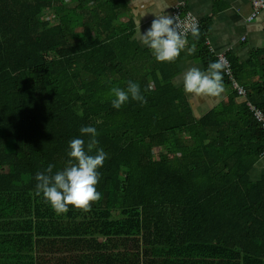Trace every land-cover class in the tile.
<instances>
[{"label": "trees", "instance_id": "obj_1", "mask_svg": "<svg viewBox=\"0 0 264 264\" xmlns=\"http://www.w3.org/2000/svg\"><path fill=\"white\" fill-rule=\"evenodd\" d=\"M124 6L0 0V219L29 221L22 230L38 232L49 224L52 236L62 227L61 235L80 237L66 242H80L83 264H264V175L249 177L264 156V129L247 105L264 113V48L244 65L227 57L245 101L236 105L233 88L226 105L196 119L172 83L182 56L157 63L116 24ZM211 20L186 46L205 69L218 60L206 45ZM129 80L147 102L116 110L110 90ZM82 126L99 133L90 154H108L98 169L102 197L88 211L56 215L35 195L34 177L49 164L63 169L70 140L87 147ZM35 235L41 247L43 234Z\"/></svg>", "mask_w": 264, "mask_h": 264}, {"label": "crops", "instance_id": "obj_2", "mask_svg": "<svg viewBox=\"0 0 264 264\" xmlns=\"http://www.w3.org/2000/svg\"><path fill=\"white\" fill-rule=\"evenodd\" d=\"M180 2L185 4L186 11L195 17L199 24L205 19H212L206 45L215 56L223 54L231 57L239 65H244L248 63L252 53L264 48V9L260 11L257 18L249 21L252 13L250 0H125V6L119 11L116 24L132 30V40L145 49L137 43L139 37L136 17L147 12L137 17L139 31L143 34L155 18L154 12L161 14L164 9L167 16L173 17V9ZM190 48L193 51L189 52ZM180 56L182 57L176 63V74L172 83L184 93L193 116L200 119L217 107L226 105L233 87L224 81V91L218 96L196 98L183 91L184 73L193 67L204 71L205 67L196 58L193 46L185 47ZM256 73H259L258 65L247 69V86H251L256 81ZM243 101L245 98L239 97L236 105ZM263 175L264 156L251 169L249 177L251 181H258ZM28 222L18 219H0V264H37L39 258H41L40 264H83L82 255H78L80 242H66V238L80 237L61 235L63 229L60 226L53 230L56 235L52 236L51 226L46 224L39 231L43 234L41 247L35 248V241L40 238L35 233L38 235L39 232L34 229L22 230L21 228L24 223L29 228ZM100 241L103 242L102 239ZM91 247H96V244ZM86 264H92V262H86Z\"/></svg>", "mask_w": 264, "mask_h": 264}, {"label": "clouds", "instance_id": "obj_3", "mask_svg": "<svg viewBox=\"0 0 264 264\" xmlns=\"http://www.w3.org/2000/svg\"><path fill=\"white\" fill-rule=\"evenodd\" d=\"M164 10V9H163ZM162 10L161 14L154 12L155 18L150 27L141 34L139 20L136 17L137 43L150 50L157 63H171L175 61L184 50L187 39L186 34L177 30L174 17L167 16ZM190 34L199 39L200 29L196 22L190 26ZM193 49H189V52ZM225 64L220 60L210 62L204 71L198 67L189 69L183 75V91L196 98L201 96H218L224 91L223 76ZM111 106L120 110L129 101L139 102L141 105L147 101L141 93L140 85L129 80L126 88L114 87L110 90ZM80 136L90 137L85 147L82 138H74L68 142L66 155L67 162L62 170L53 173V164L36 173L34 179L35 195L41 197L56 215L67 214L70 210H90L91 203L98 201L102 193L97 190L100 172L108 154L103 148L97 147L95 154H90L94 145L99 141L97 129L93 126H82ZM71 206V209H70Z\"/></svg>", "mask_w": 264, "mask_h": 264}, {"label": "built area", "instance_id": "obj_4", "mask_svg": "<svg viewBox=\"0 0 264 264\" xmlns=\"http://www.w3.org/2000/svg\"><path fill=\"white\" fill-rule=\"evenodd\" d=\"M250 3L252 6V13L249 17V21H253L255 18H257L260 11L262 9H264V0H250ZM45 16H46V20H50L51 22H53L51 17L48 15L47 11L45 12ZM173 17L175 18V20L177 22V24H176L177 30L180 31L181 33L186 34V39H187V42L185 45V47H186L188 44V39H189V37H191V34H190L191 24L193 22H196L199 25V22L188 11H186L185 4L183 2L178 3L174 7ZM216 57L218 60H220L221 62H223L225 64L224 73L228 77L229 81L231 82L232 87L236 91L237 95L240 98H245L246 97V91L244 88L238 86V84L234 81L232 73H231V69H230V64L227 60L226 55L219 54ZM248 107L250 108L251 112L253 113V116L255 117L256 121L259 122L264 129V113L260 109H257L254 106H251L250 104H248Z\"/></svg>", "mask_w": 264, "mask_h": 264}, {"label": "rangeland", "instance_id": "obj_5", "mask_svg": "<svg viewBox=\"0 0 264 264\" xmlns=\"http://www.w3.org/2000/svg\"><path fill=\"white\" fill-rule=\"evenodd\" d=\"M157 153H158V150L155 151V154H157Z\"/></svg>", "mask_w": 264, "mask_h": 264}]
</instances>
